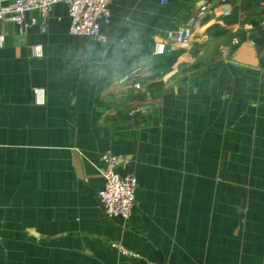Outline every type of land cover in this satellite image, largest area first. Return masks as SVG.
Instances as JSON below:
<instances>
[{
	"label": "crops",
	"instance_id": "crops-1",
	"mask_svg": "<svg viewBox=\"0 0 264 264\" xmlns=\"http://www.w3.org/2000/svg\"><path fill=\"white\" fill-rule=\"evenodd\" d=\"M110 9L104 39L64 2L0 20V264H264V0ZM107 150L136 179L128 221L99 204Z\"/></svg>",
	"mask_w": 264,
	"mask_h": 264
},
{
	"label": "built area",
	"instance_id": "built-area-1",
	"mask_svg": "<svg viewBox=\"0 0 264 264\" xmlns=\"http://www.w3.org/2000/svg\"><path fill=\"white\" fill-rule=\"evenodd\" d=\"M167 0H162L166 2ZM225 3L227 0H219ZM64 2L68 7L71 20L70 31L93 39H104L100 33L102 23L108 24L111 20V0H0V20H10L19 25H25L26 14L37 11L41 15H48L55 4ZM208 6H202L195 14L193 20H198L207 12ZM229 13V10L226 11ZM264 26V19L260 21ZM194 36L192 24L180 25L166 32L159 52H172L176 45L188 46ZM3 38L0 37V43ZM238 39L233 42L238 43ZM129 79L126 75L122 80ZM136 87L139 85L136 83ZM38 102H43L44 92L37 89ZM134 111L131 112L133 114ZM101 171L104 177V186L98 190L99 204L108 218H121L128 221L136 207L135 188L136 179L130 172L119 171V167L127 162V159L115 154L111 150L103 152L100 156ZM125 254H132L119 243H113ZM146 264H165L162 262L147 261Z\"/></svg>",
	"mask_w": 264,
	"mask_h": 264
}]
</instances>
